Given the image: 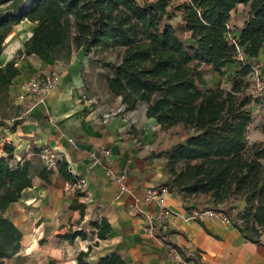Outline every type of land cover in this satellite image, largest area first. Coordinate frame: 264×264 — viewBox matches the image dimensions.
Wrapping results in <instances>:
<instances>
[{"label":"trees","instance_id":"16d2710c","mask_svg":"<svg viewBox=\"0 0 264 264\" xmlns=\"http://www.w3.org/2000/svg\"><path fill=\"white\" fill-rule=\"evenodd\" d=\"M239 5L249 7L248 18L242 27L229 30L232 12ZM169 7L170 0L143 4L137 0H0V57L14 27L25 20L36 24L37 29L16 59L50 56L68 65L79 49L96 55V51L119 47V62L105 57L97 61L104 69L100 77L108 92L122 99L125 112L145 103L146 117L162 129L183 125L191 130L185 141L154 154L165 160L168 174L158 188L180 194L189 211L190 200L206 196V210L224 215L247 241L262 245L264 148L248 146L247 137L254 122L249 106L260 103L264 95L253 98L246 91L254 71L252 61L264 50V0H191L172 10ZM175 11L182 13L183 30L191 33L193 44L180 37L178 26L172 22ZM205 65L221 78L228 66H236L230 89L220 84L205 89ZM18 75L15 59L0 65V129L14 131L22 122L8 124L12 116L10 88ZM15 151L12 143L0 139V261L19 260L23 233L7 211L33 187L30 163ZM82 197L84 193L75 192L69 206L81 214L78 225L86 215ZM238 201H243L244 207L237 213ZM111 230L102 218L89 220L57 238L87 240L90 233L105 240ZM152 232L187 261L203 264L199 255L187 256L165 239L167 234L178 232H163L157 223ZM97 245L81 251L76 264H125L114 252L90 261ZM47 264L56 262L49 260Z\"/></svg>","mask_w":264,"mask_h":264},{"label":"crops","instance_id":"0c3cea01","mask_svg":"<svg viewBox=\"0 0 264 264\" xmlns=\"http://www.w3.org/2000/svg\"><path fill=\"white\" fill-rule=\"evenodd\" d=\"M153 1L156 0H137L140 4ZM190 1L170 0L169 10ZM248 11V6L239 5L232 12L229 24L233 28L242 27ZM181 15L175 11L172 22L184 35L183 41L193 44L191 33L183 30ZM36 29V24L27 20L16 25L0 57L1 66L15 59L19 70L10 88L12 116L8 124L22 121L14 131L0 129V139L12 143L17 156L26 157L33 181V187L25 191L18 203L10 206L7 215L23 233L22 254L29 255L39 247L45 234L44 251L50 257L24 264H47L49 260L56 264H76L77 255L96 242L92 262L114 252L121 255L125 264H172L170 251L173 248L154 236V223L163 232H178L167 234L165 239L187 256L199 255L203 264H264V238L262 245L253 244L219 216L205 222L192 218L196 211L207 209L203 203L208 198L201 201L194 197L189 211L180 194L168 191L165 204L171 214L159 218L160 206L156 202H145L144 197L149 189L165 182L168 174L165 160L154 155L160 150L147 144L142 134L144 120H148L147 105L141 103L136 110L125 112L122 99L112 96L103 80L101 83L94 78L98 71L94 69L96 55H87L83 49L74 52L68 65L50 56L16 59L17 52ZM54 69L61 73V80L40 102L38 96L28 93L27 85ZM97 82L102 85V91L97 89ZM45 148L54 149L62 161L56 169L47 170L44 166L40 152ZM92 154L99 163H94ZM68 166L87 178L92 192L80 226L89 220L104 218L112 226L107 239L98 240L95 235L73 242L52 239V235L65 234L71 227L75 230L81 220L78 210L69 209L73 195L67 187L73 177ZM111 170L125 176L127 191H121L119 185L109 179ZM41 218L44 220L38 223ZM29 223L30 229L35 230L31 231L32 235L27 228ZM0 264L20 263L5 259Z\"/></svg>","mask_w":264,"mask_h":264},{"label":"rangeland","instance_id":"374dc122","mask_svg":"<svg viewBox=\"0 0 264 264\" xmlns=\"http://www.w3.org/2000/svg\"><path fill=\"white\" fill-rule=\"evenodd\" d=\"M175 20V19H174ZM173 20V21H174ZM176 24V23H175ZM177 25V24H176ZM240 25V23H239ZM235 28H239L238 25L234 26ZM232 30L234 29L233 26H231ZM180 31V30H179ZM181 32V31H180ZM180 36H182V39L184 35L182 33H179ZM184 40V39H183ZM121 49L119 47H111L106 50L102 51H96L97 58H93L94 60V69H97V73L94 78L96 80L98 79L99 82L102 81L100 74L104 72V69L100 66L99 62L97 61L100 57H105L108 61L112 62H119L120 61V55H121ZM252 64L254 65V71L249 75L248 80L250 82V87L247 89L246 94L253 97H261L264 95V50L261 51L260 56L252 61ZM236 69V66H228L226 68L227 74L221 78L217 73H215L211 66L205 65L202 68L205 80H206V86L205 89L208 88H215L219 84L223 88L230 89V80L233 76V72ZM101 80V81H100ZM102 83V82H101ZM97 89L99 91H102L103 87L102 85H99L97 82ZM250 111L252 112L254 116V122L249 126L248 130V137H247V145L250 146L252 144H258L262 149L264 148V99L261 100L260 103L253 102L249 106ZM145 122V130L143 131V135H145V142L152 146L153 148H156L157 150H166L170 148L171 146L185 141L189 135H191V130L185 128L183 125H178L176 127L170 128V129H162L158 124L151 120H144ZM201 201H204L206 196H199ZM244 207L243 201H238L236 204L235 211L238 213L240 212ZM44 219H38V223L42 222ZM32 225H36L35 223L30 222ZM30 223L29 226L27 225V228L30 230L29 233L31 234V231L35 232V230L30 229ZM81 226L78 225L75 230L80 228ZM47 231V229H45ZM70 230H74L72 227ZM69 230V231H70ZM51 234H48L50 236ZM89 235H91L89 233ZM46 235L42 237L43 241L40 243V246L37 247L35 250H32L29 255H26L25 253L22 254V251H24L22 247L21 254L19 256V260H16V262H19L20 264L28 263L30 260L35 262H40L44 258H50L46 256V252L44 251V242ZM57 239V236L52 235V239ZM50 239V240H52ZM53 241V240H52ZM55 241V240H54ZM48 242V240H47ZM57 242V241H55ZM25 254V255H24ZM43 263V262H42Z\"/></svg>","mask_w":264,"mask_h":264},{"label":"built area","instance_id":"2783aa9c","mask_svg":"<svg viewBox=\"0 0 264 264\" xmlns=\"http://www.w3.org/2000/svg\"><path fill=\"white\" fill-rule=\"evenodd\" d=\"M227 28L232 30L231 25L228 23ZM231 37V41L236 43V39H233L232 34L229 35ZM239 50V49H238ZM61 80V73L54 69L50 73L44 75L43 77L32 81L27 85L26 90L29 94L35 95L39 97L40 102H43L45 97L48 96L57 86V84ZM72 142V141H71ZM41 160L46 167L47 170L56 169L62 161H60L56 151L52 148H45L40 152ZM92 158L94 159V163H99V159L95 154H92ZM68 171L73 177V181L68 184L67 190L72 195L75 192L80 191L84 193V197L80 199V201L84 204L89 202L92 199V192L90 191V187L88 184V180L84 175H81L73 170L71 166H68ZM109 179L118 184L121 191H127L128 187L125 185V176L118 174L115 171H109L108 173ZM168 192L166 189L153 188L149 189L144 197L145 202H156L161 210L159 213V218L168 217L171 214V211L165 204V194ZM215 216L221 217V219L229 224L228 219L219 213H216L212 210H204L202 212L196 211L192 214V218L198 220L200 222H205ZM170 257L172 264H194L192 261H187L177 250L170 251Z\"/></svg>","mask_w":264,"mask_h":264}]
</instances>
